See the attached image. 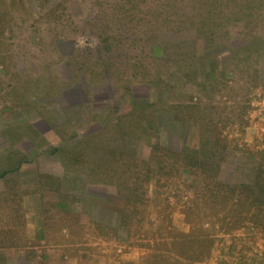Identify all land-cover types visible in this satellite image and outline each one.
<instances>
[{
	"label": "rangeland",
	"instance_id": "1",
	"mask_svg": "<svg viewBox=\"0 0 264 264\" xmlns=\"http://www.w3.org/2000/svg\"><path fill=\"white\" fill-rule=\"evenodd\" d=\"M188 9L182 0H0V264H103L140 249L169 264H264L263 227L235 221L240 209L231 207L234 184L264 182V26L245 46L233 48L244 40L238 31L232 42L217 40L191 65L143 56L150 76H165L133 92L118 55L140 43L102 48L107 36L144 29L174 39ZM192 36L197 50L200 36ZM111 54L121 63L111 66ZM90 67L97 79L88 86ZM51 122L105 129L94 154L89 141L64 163L33 149L65 143ZM186 145L190 153H180ZM199 148L209 152L195 156ZM254 210L246 206L243 217ZM25 219L29 227L46 222L45 243ZM175 252L186 259H172Z\"/></svg>",
	"mask_w": 264,
	"mask_h": 264
},
{
	"label": "trees",
	"instance_id": "2",
	"mask_svg": "<svg viewBox=\"0 0 264 264\" xmlns=\"http://www.w3.org/2000/svg\"><path fill=\"white\" fill-rule=\"evenodd\" d=\"M182 4L185 5V7H190L191 9H188L184 16L181 19V27L182 30L179 29L177 31H174V39L171 38H165L166 40L160 42L159 38H155L153 35L152 37H148L145 35V30H143L144 35H138L134 34L133 38H127L122 39L118 37H114L115 41L110 42V36H107L104 38V46L102 48L107 47V45H110L112 49L115 48V46H118L120 44H123V47L125 44L131 45L132 43L139 42L140 44H136L138 49H120L122 52L120 55H118V58H121L123 55V63H125V66L129 67L131 75L127 79V82L132 83V86L129 87L127 85V88H130L133 92L135 87L139 85H148L150 81L157 79H162L165 75L162 73H157L154 75H149L147 72V65L143 64V56L150 57L151 59L158 58L160 60V63L163 62H172V64H176L178 66H181V62H186L194 64L198 63L200 61H204L205 57H207V52H212L214 48H211V44L216 42L217 40H221L225 42H232L237 38H234L232 34H236L237 31L243 34V43L234 44V47H240L245 46L248 44V40L250 38H255L257 36L256 34L260 32V28L264 26V0H182ZM200 4V5H199ZM203 7V8H202ZM198 8L197 11L193 14L192 9ZM198 14L199 20L195 19V15ZM131 16V15H130ZM150 20V19H149ZM132 23H135L134 20H132V17H129L126 20L127 26L129 25L130 29L132 28ZM230 24V26H229ZM104 26H108L105 24ZM148 29L153 30L157 29L158 26L155 24V21L153 23L148 24ZM183 33L184 37H180L178 40H176L175 36L176 33ZM195 33L196 36H200V45L199 49L196 50V47L194 45V39L192 34ZM191 36V37H190ZM218 38V39H216ZM128 42V43H126ZM228 44V43H227ZM122 47V48H123ZM131 48H134L131 46ZM146 48V53L145 52ZM204 52L203 54H196V51ZM109 52H112L111 50H108ZM159 51V52H158ZM172 52L174 53V57L169 61H166L167 53ZM115 55L111 54L108 58H106V61L109 62V64H112L111 66H114L113 64L121 63V60H114ZM204 58V59H202ZM125 67V68H126ZM132 69L134 71H132ZM116 71V70H115ZM126 72L128 70H125ZM149 71V70H148ZM114 72V71H113ZM113 72H110L111 75H115ZM116 73V72H115ZM122 75L119 74L118 84H120L123 80L121 78ZM163 76V77H162ZM95 77V71L91 69V67L88 69L86 73L85 80L88 82V86L92 85V82L96 81ZM85 82V81H84ZM83 83V82H82ZM84 86V85H83ZM120 86V85H119ZM85 86L83 87V89ZM129 89V90H130ZM128 90V89H127ZM135 95H131L132 101L135 99ZM136 105V106H135ZM134 110L137 112H141L143 109L139 107L138 104L134 102V105H132ZM132 115V113H131ZM97 135V134H96ZM79 143V142H78ZM201 147H205V144L199 145ZM194 149L193 154L198 152H204L203 149ZM190 153V146L186 145L182 152L180 153ZM209 152V151H205ZM5 172V171H4ZM49 182V181H48ZM51 184V183H50ZM264 182L261 183V187L256 188L254 187V183L251 182H243L241 184H234V193L238 194L235 195V199L231 201V207H239L240 211L235 221H241L244 222H250L252 224H256L258 227L262 226L264 229ZM51 186V185H50ZM246 206H251L254 208V213L252 217H249L245 215L243 217V208H246ZM243 218L245 220H243ZM237 228H241L239 224H234ZM180 239L188 240L187 238H190L187 236V234H179ZM187 237V238H186ZM207 239V237H205ZM211 240V239H208ZM171 251V249H169ZM180 259V261H184L186 257L181 254L175 252ZM168 257L164 255V260L158 263L153 264H167L168 263ZM184 259V260H183ZM189 260V259H188ZM169 264V263H168ZM175 264V263H174Z\"/></svg>",
	"mask_w": 264,
	"mask_h": 264
},
{
	"label": "crops",
	"instance_id": "3",
	"mask_svg": "<svg viewBox=\"0 0 264 264\" xmlns=\"http://www.w3.org/2000/svg\"><path fill=\"white\" fill-rule=\"evenodd\" d=\"M64 82L66 83V81H64ZM68 83L70 84L71 83V80ZM80 103H82V102H80ZM95 116H97V115H95ZM68 121H71V120H68ZM72 128L73 127H71L70 129H58V128L56 129L53 126L52 122H51L50 129H52V131L56 134V137L59 135L60 138H63L64 141H65V143H62L60 145H58V144L55 143L52 146H48V147L45 146V143L42 144L44 146H40L41 144L37 145V144L34 143L33 144V147H34L33 149L35 151H37V150L38 151L43 150L45 152L55 153L57 155H60L61 154V155H63V159L65 161L64 154H66V152H68V153L81 152V151L85 150V148L88 147L89 141H92L93 143H92V150L91 151H93V154H94V147L97 144L96 143V140L101 135V133L105 129V127L101 126L97 130L88 131V132H86L85 130L80 129V128L79 129L78 128H73L72 129ZM32 130H33L32 131L33 132L32 135H34L36 137L37 141H42V140L44 141V139L45 140L47 139L46 138L48 136L47 133H42V132H40L39 130H36V129H32ZM86 142H87V144H84ZM75 160H77V159H75ZM64 163H70V161L67 159V161H65ZM2 173H6V172H2ZM42 215H44V213H42ZM25 223H26V219H25ZM26 227H27V232H29L30 230H38V232L40 233V237H39V242H37V243L38 244L39 243L40 244L45 243V240L47 239V236H48V233H49V227L47 226L46 222L43 221L39 225V227H36V226H30L29 227V224H27ZM22 232H26V231L24 229H22ZM25 236H26V234H25ZM26 242H28V241L25 240V238H24V241L21 242L20 245L21 246L22 245L25 246L26 245ZM135 252H136V255L134 254V256H132L130 258H125V259L123 258V256H125V254L128 255L130 253H134V251L129 252V253H120L118 255V257H116V256L111 257V258L109 257L108 260H106L107 259L106 257H104L103 259L101 257H98L96 259H99V258L102 259L104 261L103 264H148L149 262H151L153 264V263H158L159 262L158 261L159 255H157L155 253L154 254H149V253L148 254H143V250H141V249L138 250V251H135ZM1 256L3 257L2 254H1ZM1 256H0V258H1ZM169 257H171V256H169ZM171 258L172 259L180 260L178 257H171ZM72 259H75L74 260L75 263H74V261ZM78 260H79L78 258H76V257L74 258L73 257V258H70V259L68 258L67 260H65V262L66 263L72 262L74 264H81V261L80 260L78 261ZM151 260H154V261H151ZM162 260L163 259H161V261ZM5 264H8V263H5Z\"/></svg>",
	"mask_w": 264,
	"mask_h": 264
}]
</instances>
